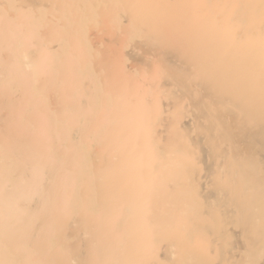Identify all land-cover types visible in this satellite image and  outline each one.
I'll return each mask as SVG.
<instances>
[{
	"label": "bare ground",
	"instance_id": "obj_1",
	"mask_svg": "<svg viewBox=\"0 0 264 264\" xmlns=\"http://www.w3.org/2000/svg\"><path fill=\"white\" fill-rule=\"evenodd\" d=\"M0 264H264V0H0Z\"/></svg>",
	"mask_w": 264,
	"mask_h": 264
}]
</instances>
